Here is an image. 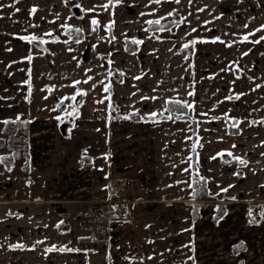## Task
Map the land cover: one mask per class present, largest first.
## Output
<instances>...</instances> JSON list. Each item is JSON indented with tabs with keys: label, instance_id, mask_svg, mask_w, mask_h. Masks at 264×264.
I'll list each match as a JSON object with an SVG mask.
<instances>
[{
	"label": "crops",
	"instance_id": "1",
	"mask_svg": "<svg viewBox=\"0 0 264 264\" xmlns=\"http://www.w3.org/2000/svg\"><path fill=\"white\" fill-rule=\"evenodd\" d=\"M93 19L99 26L91 24ZM62 25L81 29L83 38L143 43L133 52L123 46L127 65L115 69L124 71L125 79L110 81L108 118L98 124L85 120L86 100L79 101L76 121L68 129L60 123L56 135L30 116L32 60L39 41L20 37L62 42L70 38ZM262 25L264 0H0V126L6 120H28L30 160L29 176L21 178L0 160V264H182L187 258L189 264H263L264 223H248L243 205L230 204L264 197V41L253 43L264 36ZM245 35L248 41H242ZM166 55H174L172 63ZM168 90L174 100L193 105L186 114H172L192 121L196 172L206 178L207 193L226 204L216 222L217 205L204 203L193 219L197 201L166 197L148 161L141 159L139 151L150 150L149 133L153 148L160 149V132L151 127L160 121L148 117L168 115ZM131 113L141 120L125 118ZM117 118L137 130L134 136L124 134L127 142H116L126 155L110 153L107 166L105 132L110 146L112 138L121 137ZM229 121L238 122L234 132ZM57 153L61 157L55 158ZM159 166H153L155 174ZM107 167L132 178L127 198L134 222L116 221L100 232L84 216L91 200L105 197ZM238 244L242 249L233 251Z\"/></svg>",
	"mask_w": 264,
	"mask_h": 264
},
{
	"label": "rangeland",
	"instance_id": "2",
	"mask_svg": "<svg viewBox=\"0 0 264 264\" xmlns=\"http://www.w3.org/2000/svg\"><path fill=\"white\" fill-rule=\"evenodd\" d=\"M73 35L75 34L70 35V38L67 39L68 43H64L65 40L62 42L60 40H53L49 41V43H39L37 52L33 55L32 60L30 116L37 121V123H47V126H50L49 128H51L52 132L56 135L59 134L58 126L60 123L66 125V129H68V126H71L72 123L76 121L74 118L75 116H67L66 113L71 112L73 106L77 108L79 101L86 100L82 114V116L87 115V117L84 118L85 120L94 121L98 124L99 120L106 118L107 116L105 112L110 110V98L106 99V97H110V92H105L104 88L106 85L110 84V81H113V83H119L122 79H125L124 71L115 69L117 66L127 65V55L123 50V40L118 38L113 40L111 39L112 37L107 39L82 37L79 39L80 43H76L77 39L73 38ZM165 57L167 63H172L174 55H166ZM109 61H111V63H109ZM89 77H92V79L89 80ZM86 80L88 82L84 83ZM74 81H80L81 83L74 84ZM168 82L169 79L167 78V83ZM78 89L86 92L87 95L77 96V101L64 99V97H71L76 94ZM167 89H170V86H167ZM172 92L173 91L170 90L167 91V101L174 100L171 98V96H174V93ZM93 99L96 100V103L92 102ZM98 101H103V103H99ZM57 105H59V107H57ZM113 107L116 108V106ZM94 111L98 117L94 116L92 118V116L95 115ZM166 112H168V115L170 113L173 116L172 120H158L160 121L158 127L151 125V127H154V130L157 128L160 132V135L158 136V139L160 140V149L155 150L153 148V136H150L149 133L147 137L150 139V150L139 151V153L141 159L148 161V163L145 162V165L149 168L151 177L154 178L153 175H156L158 180L161 181L159 186L165 192L166 197L177 196L191 198L192 188L189 187V185H191L193 175L191 168V155L194 144L193 134H191L192 121L185 117L182 119H176V114H172L173 112H169L168 110ZM131 114L125 116H130ZM57 116L61 117V119L57 120ZM116 116L114 117L113 115L111 118H116ZM116 120H118L120 124L119 127H117L116 132L119 133L118 135L121 137L116 136L114 141L112 138L111 146L110 142H108L110 136L109 130L107 129L105 132L107 134L106 143H108L105 149V163L107 166L110 164L111 160L110 153L111 155L114 153L121 154L122 156L126 155V150L121 146H116V142H127L124 141V134L128 132L134 136L135 134L132 133L137 130V127L132 128V125L121 123L125 121L124 118H117ZM85 124L86 123L84 122L83 125ZM95 126L97 127V125ZM84 128L92 129V126H84ZM151 131H153V129ZM106 136L103 135L102 140H104ZM0 137L5 138L2 135L1 128ZM60 140L62 142L64 141L63 139H59L57 142H60ZM28 141L29 138L27 137V142ZM20 144L22 145L23 143L18 139L16 142L10 144L6 143L3 147H0L5 153H16L15 157L10 158L11 164L10 168L7 170L12 169L16 172V177L18 178L29 176V171L27 172L26 170L29 169L30 164L28 153L25 155L22 149H19ZM56 155H59V153L55 154V158L57 157ZM59 157H61V155H59ZM1 164L3 163L1 162ZM155 165H160L158 167L159 173L156 174L154 171L155 168H153ZM185 169H188V171H185ZM106 170L105 197L91 200L90 206L84 216L85 221L94 226L100 232L107 230L111 224L116 221L125 224H133L134 222L133 211L129 206L130 201L127 198L133 188L132 178L125 177L124 175H115L113 174L114 172H111L113 170L109 167H107ZM38 174L40 175V173ZM109 178L115 180L127 179L131 181V185L126 191H123L116 196L108 190L107 180ZM49 185L51 186V184ZM154 186L155 184H151L153 189H155ZM44 187L47 189V186ZM8 195H12V193H8ZM15 195H17V193L13 196ZM112 199L116 201L111 202ZM214 200L215 201L202 197V199H199L198 201L203 204H214L218 206L219 202L223 199L217 198ZM230 204L243 205V208L246 209L245 221L248 223H264V215H262V213H264L263 196H255L250 199L240 198L237 202ZM99 206H103L106 210L108 209L110 213L108 219L101 220L99 217V222L95 223L93 220L89 219V211L92 209H98ZM122 206L126 209H124L125 211H121V209H123ZM117 207H119V212ZM125 215H127V217H125ZM189 261L190 259L187 258V261L182 264H189ZM199 264L204 263L201 261Z\"/></svg>",
	"mask_w": 264,
	"mask_h": 264
},
{
	"label": "trees",
	"instance_id": "3",
	"mask_svg": "<svg viewBox=\"0 0 264 264\" xmlns=\"http://www.w3.org/2000/svg\"><path fill=\"white\" fill-rule=\"evenodd\" d=\"M114 1H116V0H111V3ZM67 32L69 33V31H67ZM69 34L70 35L75 34V35H73V38H76V39H80L83 37V35L80 32L77 33L75 30H72L71 33H69ZM131 41H132V39H128V40L124 41V47H125V50L127 52H133L137 49V45L132 44ZM167 110L169 112L183 113V114H186L188 112V109H182V108H180L179 105L171 104V103H169V101H167ZM128 117H130V119H134V120L140 119V117L137 114H131ZM166 117H167V115L161 114L158 117H154L151 119L148 117V120H151V121L162 120V119H166ZM183 117H185V116H183ZM6 121H9V123H7V124L3 123L0 126L2 135L5 137V138L0 137V147H3L4 144H6V143L10 144V143L16 142L19 139L20 142L23 143L22 145L20 144L19 149H22L23 153L25 155H27V153H28L27 137L29 134L28 120L23 119V120H6ZM231 124H232V121H229V130L231 132H234L235 130H233ZM15 155H16V153H8L7 152V153L0 156V160L6 169L10 168V164H11L10 158L15 157ZM191 168H192V172H193L192 179H191V185L194 188H196L197 191L199 192V194L195 197V199H193V197L191 195L192 200H194V201L197 200V202H195L193 205L194 207H193V216H192L193 219H197L199 217L198 216V208L201 205H203V203L199 202L198 200L202 199V197H206V199H210V200H213L214 198L207 193L206 189L201 190L202 188H204L203 182H201L200 184L194 183V180H197L199 178V175L198 176L196 175L197 172H196V168H195V155H194L193 151H192V155H191ZM193 187H191L192 190H193ZM225 207H226L225 202H220L218 204L217 211L213 217L214 222L219 220L224 215L225 210H226ZM240 249H242V245L238 244L233 248V251L236 252V251H239ZM237 264H240V262ZM263 264H264V262H263Z\"/></svg>",
	"mask_w": 264,
	"mask_h": 264
},
{
	"label": "snow or ice",
	"instance_id": "4",
	"mask_svg": "<svg viewBox=\"0 0 264 264\" xmlns=\"http://www.w3.org/2000/svg\"><path fill=\"white\" fill-rule=\"evenodd\" d=\"M17 2H18V0H17ZM116 2L119 3L120 0H116ZM154 2H155V3H160L161 0H154ZM177 3H179V0H177ZM11 6H12V5H9V7H11ZM104 7L106 8L107 5H105ZM36 10H37V9L34 7V8L31 9V12H32V13H35ZM16 11H19V9L17 8ZM87 11H93V9H88ZM142 15H143V13H142ZM169 15H172V13H169ZM161 19H163V18H161ZM91 24L94 25V26H99V21L96 20V19H93V20L91 21ZM148 24H150V25H151V24L159 25V24H160V20H149V21H148ZM62 27L67 28L68 31H69V33H71L72 29H71V27H70L69 25H62ZM107 27H108V29H109V31H110L112 25L110 24V25H108ZM261 27L264 28V25H262ZM95 30H96V27L93 28V31H95ZM164 30H165V29H164L163 27H161V28L159 29V31H164ZM75 31H76L77 33H79V32H81L82 30H81V29H75ZM193 31H195V29H193ZM257 31H260V29H257ZM46 35H51V33H47ZM249 35H252V33H250ZM249 35H245V36H243L242 41H248V40H249ZM20 39L29 40L30 42H31V41H37V40H38L39 43H41V44L47 43V41H45L43 38H40V37H37V36H34V35H33V36H30V37H20ZM57 39H58V38H57ZM113 39H114V37H113ZM216 40H219V37H217ZM261 41H264V36H261L259 40H255V41H253V43H260ZM213 42H216V41L214 40ZM221 42H222V41H221ZM64 43H68V41L65 40ZM76 43H80L79 39L76 40ZM131 43H132V44L139 45V44H142L143 41H141V40H137V39H133V40L131 41ZM191 43H192V44H195L196 41L193 40ZM229 46H230V45H229ZM188 47H189L188 44H185V45H184V48H188ZM69 50H71V49H69ZM244 55H247V53H244ZM27 59L30 60L31 57L29 56ZM109 63H111V61H109ZM140 78H141V77H139V76L135 77V79H140ZM88 79L90 80V79H92V77H89ZM87 82H88L87 80L84 81V83H87ZM73 83H74V84H80L81 82H80V81H74ZM101 83H103V82H101ZM94 86H95V85H94ZM257 87H260V85H257ZM104 91H105V92H110V85H106L105 88H104ZM84 95H87V93L84 92V91H82V90H79V89H78L77 92H76V94L72 95L71 97H64V99H71L72 101H77V96H84ZM189 95H193V93H189ZM109 98H110V97H106V99H109ZM143 99H148V97H143ZM152 99H156V97H153ZM226 99H233V97L229 96V97H227ZM235 99H239V95L236 96ZM98 102H99V103H103V101H98ZM169 103L174 104V105H179L180 108H182V109H192V108H193V105L190 104V103H188V102H186V101L181 102L180 100H171V101H169ZM57 107H59V105H57ZM109 107H111V105H109ZM66 115H67V116H76V115H78V109H77L75 106H73V110H72L71 112H67ZM157 115H158V114H157L156 112H153V113L150 114V117H149V118H150V119H151V118H154V117H156ZM125 118H130V117H125ZM175 118H176V119H182V118H183V115H182V114L177 115ZM226 118H227V117H226ZM56 119H57V120H60L61 117L57 116ZM166 119L172 120V119H173V116L170 114V115H168V116L166 117ZM213 119H219V117H213ZM4 123L7 124V123H9V121H4ZM253 123H257V122H256V121H253ZM260 123H264V121H260ZM237 124H238V122L233 121V123H232V127H237ZM196 146H197V145L194 143V144H193V150H195ZM200 146L202 147V145H200ZM234 147H235V145H234ZM217 155L220 156V157H223L224 153H218ZM227 155L231 156L232 153H231V152H228ZM215 158H216V157H213V159H215ZM234 159H236L241 165H246V163H247V161L241 159L240 157H234ZM225 163H228V161H225ZM185 171H188V169H185ZM196 175L198 176V173H197ZM237 175H239V174L237 173ZM201 182H203V185H204V188H202L201 190L206 189V183H207V181H206V178H205V177L199 176V178H198L197 180H194V183H195V184H200ZM189 187H193V186H192V185H189ZM229 187H232V186L229 185ZM221 191L227 192L228 189H227V188H224V189H221ZM198 194H199V192L197 191V189L193 187V190H192V193H191L193 199H195V197H196ZM208 194L211 195L210 192H209ZM233 199H234V197H233ZM262 215H264V213H262ZM61 223H62V222H61ZM37 243H41V242L38 241ZM51 250H52V249H48V251H51ZM62 250L70 251L71 249H62Z\"/></svg>",
	"mask_w": 264,
	"mask_h": 264
},
{
	"label": "built area",
	"instance_id": "5",
	"mask_svg": "<svg viewBox=\"0 0 264 264\" xmlns=\"http://www.w3.org/2000/svg\"><path fill=\"white\" fill-rule=\"evenodd\" d=\"M107 183H108V190L110 193L114 194V195H119L121 194V192L123 191H126L130 185H131V181L130 180H127V179H124V180H115L113 178H109L107 180ZM116 200H113L111 202H114ZM123 209H121V211H125L126 209L124 208V206H122ZM118 209V212L120 211L119 210V207H117ZM125 209V210H124ZM109 210L105 209L103 206H99L98 209H92L89 211V219L93 220L95 223H98L99 222V217L101 220H104V219H108L109 217ZM125 217H127V215H125Z\"/></svg>",
	"mask_w": 264,
	"mask_h": 264
}]
</instances>
